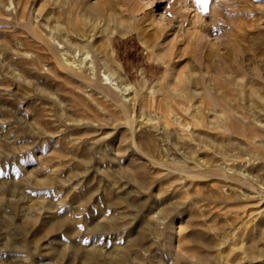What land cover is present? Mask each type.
<instances>
[{
  "label": "rangeland",
  "instance_id": "374dc122",
  "mask_svg": "<svg viewBox=\"0 0 264 264\" xmlns=\"http://www.w3.org/2000/svg\"><path fill=\"white\" fill-rule=\"evenodd\" d=\"M1 1L0 264H215L232 249L221 239L244 231L214 230L219 217L247 205L264 248V110L249 118L231 80L264 93V0H111L123 11L116 29L134 26L112 38L134 85L127 101L44 46L15 53L39 0H17L16 11ZM192 72L200 116L176 92ZM239 191L253 200H235Z\"/></svg>",
  "mask_w": 264,
  "mask_h": 264
},
{
  "label": "bare ground",
  "instance_id": "6f19581e",
  "mask_svg": "<svg viewBox=\"0 0 264 264\" xmlns=\"http://www.w3.org/2000/svg\"><path fill=\"white\" fill-rule=\"evenodd\" d=\"M41 1L42 0H39L31 13V26L29 25L27 27L25 25L30 38L28 39L27 36H18L15 46L12 47L15 53L21 57H38L40 52L37 50H42V47L44 46L45 49L53 55V58L57 61V63L63 68L74 72L73 74L76 76H83L84 74H87L89 78L99 83L104 82L107 88L122 93L125 101H127L128 95L134 91V85L126 79L122 65L118 61L114 60L113 56L115 54V50L112 44L113 36L116 34L123 35L127 31L131 30V28L134 29V26L130 25L123 31H118L116 29L117 25L123 24V11H115L111 0H46L47 4L43 11L38 13L41 7ZM121 2L120 4L123 6L126 3ZM19 3L20 2L17 0H9L8 8L14 7V10L16 11V6ZM1 4L2 1L0 0V15L6 16V13L5 15L3 13ZM187 6L188 4L185 3L184 7ZM25 8L22 9V12L20 13L21 17L19 19H25ZM1 16L0 19L3 18V16ZM3 19L1 22L4 21ZM27 45H30V47ZM231 80L235 84L238 92L240 91V97L244 102L245 111L248 115H250L249 118L258 119L259 112L264 110V93H262L261 90L259 91L257 87H254L249 82L245 81L242 77L239 78V76H233ZM180 84L181 87L176 90L178 95L189 99V102L194 109V115L200 116L203 114L205 105L203 103L204 99L202 98L204 97L197 75L193 72L185 75V79H182ZM204 87L211 90L215 89L218 93H220L222 89L221 87L216 88L215 83L208 78L205 80ZM223 98H225L226 101L230 100L228 95H223ZM209 111H211V109ZM245 117L247 116L245 115ZM249 133L253 134L250 130ZM225 169L227 168L225 167ZM220 191L215 190L213 192L212 190V193H215V195L218 193L217 195L222 197L224 201L230 203L232 197L229 195L223 196L224 194ZM239 194L240 195L233 198L235 200L238 199L243 201L247 199L253 200L254 198V196H250L245 192L241 194L239 191ZM246 204L244 203L241 205L243 206ZM247 206L242 208L239 215L219 217V222L214 227V230L222 228L226 229L228 226L236 227L238 224L241 225V228L244 230L243 232H235L234 235L229 237L227 241L225 240V242V237H223L220 244H227V246L232 249H234L233 247H240L246 244L250 247H248L250 254L246 259L239 257L240 260L239 258L229 260L231 259L232 249L226 252L220 251L214 255L215 264H264V260L262 258L264 248L255 247L257 239L253 233V229L255 230V227L260 228L263 222L261 221L259 224L255 223V227L250 225L249 223L254 220V217L250 215L251 213ZM189 210H192L191 206ZM200 215H202V213ZM215 218L217 219L218 217L216 216ZM246 230L250 232L249 235L245 233ZM244 260H248L247 263L243 262ZM206 261V257L200 259L201 264Z\"/></svg>",
  "mask_w": 264,
  "mask_h": 264
},
{
  "label": "snow or ice",
  "instance_id": "6c2138e0",
  "mask_svg": "<svg viewBox=\"0 0 264 264\" xmlns=\"http://www.w3.org/2000/svg\"><path fill=\"white\" fill-rule=\"evenodd\" d=\"M198 2H202L203 4L207 5L208 0H198ZM205 11H207L206 7H205Z\"/></svg>",
  "mask_w": 264,
  "mask_h": 264
}]
</instances>
